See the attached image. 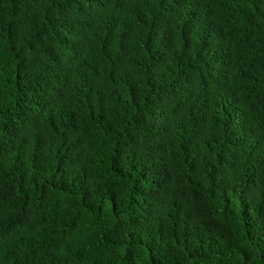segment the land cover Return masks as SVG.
<instances>
[{
    "label": "trees",
    "instance_id": "obj_1",
    "mask_svg": "<svg viewBox=\"0 0 264 264\" xmlns=\"http://www.w3.org/2000/svg\"><path fill=\"white\" fill-rule=\"evenodd\" d=\"M0 264H264V0H0Z\"/></svg>",
    "mask_w": 264,
    "mask_h": 264
}]
</instances>
